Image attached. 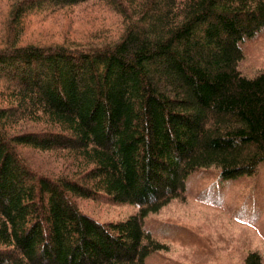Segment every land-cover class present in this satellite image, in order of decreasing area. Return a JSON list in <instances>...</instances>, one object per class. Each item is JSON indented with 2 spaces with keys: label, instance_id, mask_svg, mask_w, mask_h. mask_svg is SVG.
Here are the masks:
<instances>
[{
  "label": "trees",
  "instance_id": "obj_1",
  "mask_svg": "<svg viewBox=\"0 0 264 264\" xmlns=\"http://www.w3.org/2000/svg\"><path fill=\"white\" fill-rule=\"evenodd\" d=\"M89 6L115 34L99 14L81 41L35 39ZM262 34L264 0H0V264H147L166 248L148 217L191 177L254 175L264 72L240 66ZM80 200L136 211L102 221Z\"/></svg>",
  "mask_w": 264,
  "mask_h": 264
},
{
  "label": "rangeland",
  "instance_id": "obj_2",
  "mask_svg": "<svg viewBox=\"0 0 264 264\" xmlns=\"http://www.w3.org/2000/svg\"><path fill=\"white\" fill-rule=\"evenodd\" d=\"M87 8L96 12L88 13ZM73 11L51 16L50 19L64 17L54 22L53 30L46 26L36 29L35 39L45 37L48 32L58 35L60 31L70 29L68 38L81 41L91 23H95L91 17L99 14L100 29L115 34L112 24L120 18L109 11L95 6ZM245 52L240 66L242 73L254 76L264 72V34L247 43ZM40 158L35 154L36 160ZM216 173L205 171L191 177L186 182L185 198L171 200L157 214L148 217V228L166 248L149 256L147 264H246V258L252 252L258 253L264 264V164L254 175L236 179L218 180ZM200 177H206V180L201 181ZM211 182L217 183L214 187L218 189V195L215 199H204L205 195L198 193L213 192V189L206 190ZM216 200H222V203ZM80 205L102 221L123 220L136 211L135 206H112L89 200H80Z\"/></svg>",
  "mask_w": 264,
  "mask_h": 264
}]
</instances>
